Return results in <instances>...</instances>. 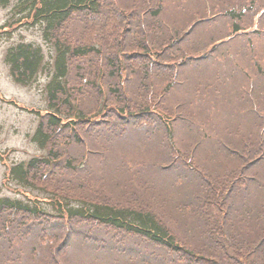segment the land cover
I'll use <instances>...</instances> for the list:
<instances>
[{"label": "trees", "instance_id": "trees-1", "mask_svg": "<svg viewBox=\"0 0 264 264\" xmlns=\"http://www.w3.org/2000/svg\"><path fill=\"white\" fill-rule=\"evenodd\" d=\"M0 7L11 8L0 31L39 27L54 52L47 62L42 47L20 43L6 55L18 85L48 79V107L36 112L32 137L46 155L13 166L9 180L51 198L0 199V264L46 262L49 238L61 241L51 251L61 264L75 247L87 251L86 230L101 226L141 240L150 261L139 264H264V207L253 206L240 178L254 166L239 178L220 170L225 157L234 165L263 157L251 145L264 142V33L247 32L264 28V0H0ZM122 145L125 182L103 173L96 181L92 160ZM229 187L230 201L215 213L206 200L222 201ZM130 197L138 207L123 204ZM47 218L67 223L63 239L41 231Z\"/></svg>", "mask_w": 264, "mask_h": 264}, {"label": "rangeland", "instance_id": "rangeland-1", "mask_svg": "<svg viewBox=\"0 0 264 264\" xmlns=\"http://www.w3.org/2000/svg\"><path fill=\"white\" fill-rule=\"evenodd\" d=\"M9 12L10 8L5 9L0 7V28L7 24L10 18ZM9 31L10 32L8 33L0 31V198H10L12 200L40 199L41 202H45V199L49 197L51 198V195L48 193L40 189L23 188L15 182H8L7 180L9 172L8 169L13 165L23 162L27 163L33 158L39 159L45 157L46 155V151L42 150L38 145L31 141V137L37 128L38 121L40 120V117L36 112L41 111L42 115L46 114L45 110H47L48 102L45 88L48 79L46 75H41L37 81L29 87H23L16 84L12 78L10 68L6 64V55L9 48L20 42L34 43L35 45L41 46L46 54L47 62L52 59L51 54L53 55L54 52L52 47L44 41L39 27L25 26ZM107 97L108 92L105 91L104 95L101 96L100 101H106ZM252 139H254L253 136ZM260 145H264V143H255L251 146L259 147ZM157 147V152L160 154V143L158 142ZM209 147L210 145H208V148ZM123 149L128 148H126L125 145H122L121 147L114 146V150L104 159L92 160L90 165L92 170L97 174L96 181L101 179L103 173V176L107 175L108 182L111 178L116 182H125L127 175L122 174L118 168V165H120L119 160L123 158L121 153V150ZM148 152L151 156L155 154V150H149ZM260 153L261 151H258L256 155H259ZM129 158H133L135 162H137L136 157ZM138 158L140 159V162L143 161L140 157ZM252 160V157H248L246 160L242 158L241 164L238 163L237 165H234V161L232 159L229 160L225 157L222 160L220 170L221 173L226 171L230 172L233 171V169L237 170V173L231 178H239L243 174L245 166L250 167L253 165L254 169L252 171L248 170L240 178L246 180L244 186L248 187L250 190L249 192H251L250 195L255 199L253 206L255 208L259 206L262 208L264 207V193L262 194L260 185H264V158L260 157L259 159H256L257 161L255 162H252ZM258 165L259 167H257ZM180 166L182 165L180 164ZM205 166L212 171L214 169L213 165L205 164ZM163 182L168 184L166 181ZM163 186L159 187L158 190L163 191L165 188ZM55 190L56 189L50 188L48 192H54ZM230 190L231 187L227 189L226 195L223 196L222 201H219V199L214 200L212 197L206 200L207 204L214 209L215 213L219 211L223 212V209H220L219 206L220 203L225 202V200L230 201V199H228L230 197ZM180 194H182V197L184 196L183 193H178V199H180ZM218 194L220 195V193ZM41 204L44 206L42 207L43 209H46L51 214L56 215V213H53V207L48 204ZM123 204H128L133 207L139 206L136 197L126 198L123 201ZM158 215L164 218L163 215ZM172 219L177 221L173 229H176L178 233H181V229L184 228V226H182L183 220L179 217ZM250 224L253 225L250 227L253 230H258L260 225H257L255 220L250 221ZM46 226L47 228H43L41 231H48L50 236H57L58 238L61 237L63 239V236L68 233L66 230L67 223H64L59 219L47 218ZM41 231L39 233H41ZM76 232L78 236L81 235L84 237L83 233L79 231ZM85 235L92 240L91 242H88V245H84L89 249L84 252L83 246L75 247L72 252L67 254L69 258L66 262L61 264H139L140 257L145 259L147 262L150 261L149 249L141 240L125 237L124 234H120L119 232H114L112 234L111 229L106 228L105 226L98 227V229L95 228V230H86ZM116 236L119 237L121 246L120 244H117L115 240L113 242L111 241V239L113 237L115 239ZM35 239H38L36 235ZM60 242H56L53 238L48 239V244L44 248V253L47 259L46 262L43 261L40 264L57 263L58 260L54 258L55 255L51 251H53L54 248L59 247ZM34 248H36V244H34ZM104 254H106L105 258L102 257ZM126 254H132L133 256L132 258H125L127 260L125 261L122 255ZM64 257L67 256L64 255ZM28 262L29 264H32V261L28 260Z\"/></svg>", "mask_w": 264, "mask_h": 264}]
</instances>
